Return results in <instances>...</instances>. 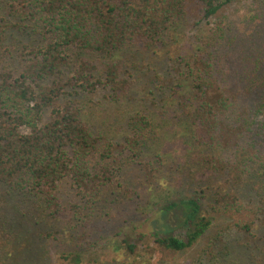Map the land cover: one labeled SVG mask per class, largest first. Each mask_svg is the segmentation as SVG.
<instances>
[{"label":"trees","instance_id":"16d2710c","mask_svg":"<svg viewBox=\"0 0 264 264\" xmlns=\"http://www.w3.org/2000/svg\"><path fill=\"white\" fill-rule=\"evenodd\" d=\"M1 1L0 66L2 59L8 64L0 68V186L39 204L50 218L66 213L78 220L113 191L125 190V175L132 171L145 169L150 187L158 185L154 166L160 158L150 153L158 134L147 112L130 115L128 134L115 143L84 120L76 97L103 91L112 102L125 99L131 75L118 56L134 46L145 52L166 47L188 15V2L201 20L215 18L235 2L253 7L252 21L264 19V0ZM233 30L221 20L212 33L213 50L196 53L185 63L180 76L190 88L178 97L175 118L189 126L193 144L211 150L189 157L201 171L196 177L201 174L199 179L206 181L221 175L235 190L264 173V43L254 48L246 38L249 44L244 41L239 48L246 71L239 79L230 78L217 61L219 51L234 50L239 43ZM13 33L30 41L9 46ZM14 60L17 67H11ZM176 62L181 66L184 59ZM239 85L245 86L240 90ZM65 95L71 98L62 101ZM65 198L73 203L65 205ZM259 200L254 209L232 191L217 192L209 214L198 200L180 199L162 207L164 212L175 208L180 225L153 233L154 244L174 253L187 251L219 212L236 220L235 229L251 234L255 222L264 227V192ZM134 248L127 244L130 253Z\"/></svg>","mask_w":264,"mask_h":264},{"label":"rangeland","instance_id":"374dc122","mask_svg":"<svg viewBox=\"0 0 264 264\" xmlns=\"http://www.w3.org/2000/svg\"><path fill=\"white\" fill-rule=\"evenodd\" d=\"M193 6L186 3L188 15L175 27L166 47L145 52L134 46L118 56L131 75L125 99L112 102L103 91L76 97L84 120L95 132L106 133L115 143H122L128 134L126 122L130 115L140 110L150 115L158 134L150 153H158L160 158L154 166L157 170L154 178L160 185L150 187V172L145 169L132 171L125 175V190L113 191L94 212H82L84 217L79 220L78 216L71 218L66 213L50 218L39 204L34 205L23 195L11 194L0 186V264H264V227L255 222L251 234L240 232L234 228L236 220L220 212L187 251L174 253L154 244L153 233H168L181 222L175 208L164 212V206L193 198L208 212L217 192L232 191L242 204L257 209L264 192V173L260 175L257 170L260 178L248 180L250 184L235 190L224 184L221 175L206 181L199 179L201 174L197 178V172L201 171L189 157L211 150L193 144L189 126L175 118L178 97L190 88L189 81L181 78L180 73L184 75L185 63L190 62L192 55L213 50L209 45L215 43L212 33L218 23L224 20L232 25V34L240 44L234 50L219 51L217 65L230 78L239 79L246 71L240 45L243 47L246 38L253 41L254 48L264 43V19L252 21L255 11L243 2L232 3L208 20H201ZM29 41L27 36L13 33L9 34L7 45ZM177 58L184 59V64L179 66ZM6 61L2 59L0 68L8 64ZM13 63L11 67L18 66L17 60ZM175 90L178 94L173 96ZM68 97L71 98L63 96L62 101ZM43 116V121H47L49 110ZM148 157L152 162L150 154ZM65 199V205L73 203L68 202L70 198ZM127 244L135 247L132 253Z\"/></svg>","mask_w":264,"mask_h":264}]
</instances>
